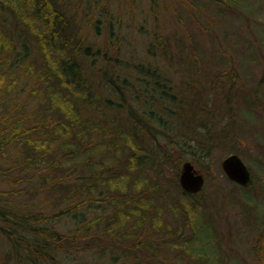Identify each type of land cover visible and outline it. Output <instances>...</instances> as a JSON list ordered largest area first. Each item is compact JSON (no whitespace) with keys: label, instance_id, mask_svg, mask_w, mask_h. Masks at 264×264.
<instances>
[{"label":"rangeland","instance_id":"374dc122","mask_svg":"<svg viewBox=\"0 0 264 264\" xmlns=\"http://www.w3.org/2000/svg\"><path fill=\"white\" fill-rule=\"evenodd\" d=\"M14 2L10 0L13 5ZM57 3L56 9L64 20L70 21V29H74L71 46L78 49L77 43L82 41L92 46L87 63L94 70L105 67L135 82L141 74L138 65L156 68L174 86L179 99L189 98L190 105H195L197 117L193 122L187 119L184 127V132L196 136L184 141L176 137V143L166 136L156 139L158 146L153 148L165 158L153 157L144 163L150 184H140L138 189L143 191V205L147 201L145 211L131 214L125 219L127 223L119 220L114 223L113 219L120 218L118 210L108 207L105 214L109 218L101 221L97 235L94 233L89 239L91 243L81 244V250L70 254L63 264H264V257L259 258L264 255L259 240L264 239V0L237 3L58 0ZM89 4L93 6L90 16L86 12ZM102 6H106L103 12ZM107 17L114 21L111 27ZM28 42L41 57L36 39L30 37ZM26 81L24 77L18 82L11 94L22 92L18 101L21 107L26 106L24 112L36 105ZM94 90L101 97L107 94L116 97L107 92L109 87L105 85ZM204 124L211 128L210 132L223 134L206 145L205 149L210 148L206 154L196 148L195 140L201 137L198 133H203ZM232 153L240 155L250 168L249 184L233 181L224 171L222 160ZM6 160L0 158V163ZM120 160L116 164L126 163V168H134L127 157ZM187 160L204 174V184L198 191H186L179 182L182 165ZM134 170L140 172L138 168ZM9 183L8 178L0 177V189L8 188ZM26 194L24 201L35 208L47 206L53 199L43 202L40 193ZM96 209H88L89 220L99 215ZM141 215L145 218L139 224ZM109 220L117 226L116 231L123 229V235L114 238L124 246L116 247L117 242L106 236L112 224ZM198 223L211 226L197 228ZM65 226L61 224L59 228L63 230ZM201 248L206 249L205 260L194 251ZM10 252L8 240L0 231V264H16L11 257L7 258Z\"/></svg>","mask_w":264,"mask_h":264},{"label":"trees","instance_id":"16d2710c","mask_svg":"<svg viewBox=\"0 0 264 264\" xmlns=\"http://www.w3.org/2000/svg\"><path fill=\"white\" fill-rule=\"evenodd\" d=\"M54 2L15 0L14 7L10 0H0V158H8L0 163V177L10 180L8 188L0 189V231L9 243L7 258L16 264L66 263L81 244L91 243L101 221L109 218L108 207L118 210L120 218L114 223L145 211L147 201L143 205V191L138 189L140 184H150L144 163L165 158L153 146L162 136L175 143L176 137L190 138L192 134L184 132L186 121L197 118L195 105L189 98L179 99L156 68L138 65L141 74L135 82L105 67L94 70L87 63L92 46L83 41L77 43L78 49L71 46L74 29L56 9L58 0ZM89 7L90 16L93 6ZM106 21L110 27L114 23L112 17ZM30 37L36 39L41 57L29 44ZM24 77L36 104L26 112L18 101L22 92L11 95ZM102 85L116 97L95 93L94 87ZM203 127L195 140L196 148L206 154L210 149L206 145L223 134L210 132L206 124ZM124 156L134 168L116 164ZM27 191L40 193L43 202L53 199L47 206L31 207L23 199ZM90 208L99 213L91 220ZM144 218L141 215L137 222ZM114 223L106 236L122 247L125 244L115 238L123 235V229L116 231ZM61 224L66 228L61 230ZM202 225L211 226L198 223L197 228ZM259 240L264 247V239ZM194 251L205 260V248Z\"/></svg>","mask_w":264,"mask_h":264},{"label":"water","instance_id":"95a60500","mask_svg":"<svg viewBox=\"0 0 264 264\" xmlns=\"http://www.w3.org/2000/svg\"><path fill=\"white\" fill-rule=\"evenodd\" d=\"M222 167L228 177L240 184L247 185L252 180V173L248 165L236 153L226 156L222 160ZM204 174L199 172L194 164L187 160L183 163L179 182L186 191H198L204 184Z\"/></svg>","mask_w":264,"mask_h":264},{"label":"flooded vegetation","instance_id":"af4514ba","mask_svg":"<svg viewBox=\"0 0 264 264\" xmlns=\"http://www.w3.org/2000/svg\"><path fill=\"white\" fill-rule=\"evenodd\" d=\"M195 166V168H196V165H194ZM197 169V168H196ZM240 184V183H239ZM243 185V184H242Z\"/></svg>","mask_w":264,"mask_h":264}]
</instances>
